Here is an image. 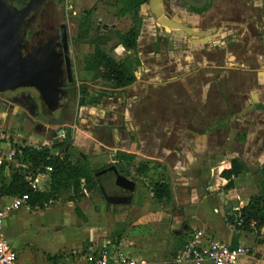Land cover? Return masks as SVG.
Segmentation results:
<instances>
[{
    "label": "crops",
    "instance_id": "obj_1",
    "mask_svg": "<svg viewBox=\"0 0 264 264\" xmlns=\"http://www.w3.org/2000/svg\"><path fill=\"white\" fill-rule=\"evenodd\" d=\"M154 11L200 34L159 24ZM139 16L135 49L126 50L116 41L106 47L116 60L131 56L135 81L113 89L101 81L91 82L83 62L76 63L77 84L87 86V92L70 125L74 154L99 170L115 165L119 151L134 156L131 203L109 205L100 196L85 209L84 197L67 202L74 211L77 206L84 218L60 207L68 221L48 227L55 243L50 245L52 252L40 256L41 263L86 264L90 249L98 251L107 244L111 253L147 264H194L174 261V253L188 233L202 230L209 239L248 248L249 253L236 264H264L262 231L235 230L226 222L224 206L226 202L233 208L246 205L263 178L264 0H209L200 11L174 0H149ZM18 136L47 142L30 129ZM234 158L242 160L248 172L234 179V189L222 190L226 180L220 172ZM141 166L146 167L139 171ZM106 177L102 184L106 192L121 194L110 184L109 174ZM160 180L170 184L168 203L157 201L150 192L149 185ZM253 184L257 189L251 190ZM112 185L119 191L110 193ZM4 198L12 201L13 197H0V202ZM11 201L0 203V210ZM22 207L25 210L17 214H5L3 226L8 233L33 227L37 213L31 216V212L53 205L10 210ZM118 222L125 229L116 246L111 234ZM183 225L186 229L176 234ZM36 228L45 231L42 226ZM9 243L17 252L15 264H35L26 249Z\"/></svg>",
    "mask_w": 264,
    "mask_h": 264
},
{
    "label": "trees",
    "instance_id": "obj_2",
    "mask_svg": "<svg viewBox=\"0 0 264 264\" xmlns=\"http://www.w3.org/2000/svg\"><path fill=\"white\" fill-rule=\"evenodd\" d=\"M115 1L120 3L121 7L114 16L130 14L131 26L121 32L108 23H95L91 17V10L86 12L80 21L76 42L90 44L94 47L93 51L83 58V71L90 74V81H101L113 89H121L135 81L132 68L133 59L131 56H126L116 60L109 54L106 47L110 42L116 41L126 50L135 49L142 21L138 10L148 0ZM72 143V130L68 128L65 138L51 145H18L16 159L24 166H18L8 176L4 175L6 165L0 166V197H16L26 194L29 207L44 209L60 199L76 203L88 192H97L102 196L99 184H103V181L108 179L106 177L108 174L113 184L114 175L108 173L96 176L99 169L91 166L78 153L74 154L75 147ZM52 149H57V152L52 153ZM115 158L118 172L127 177L132 175L130 169L133 167L134 156L119 151ZM47 167L51 168L49 172L46 171ZM144 167L146 166L137 169ZM246 172L248 168L242 160L232 159L230 167L220 172V177L226 180L222 190L234 189V179ZM261 172L263 178L259 182L258 191L250 197L246 205L233 208L229 202H226L224 206L226 222L229 225L235 230L256 231L257 234L262 231L263 239L260 241L264 242V165ZM45 174L48 175L47 188L45 190L32 189L30 183L44 178ZM149 188L152 197L157 201L168 203L172 198L171 187L167 181L152 182ZM75 212L79 217L84 218L77 206H75ZM124 229V224L118 222L116 230L111 234L112 244L116 246L119 244ZM182 245L183 242L181 247ZM176 253L175 251L174 256Z\"/></svg>",
    "mask_w": 264,
    "mask_h": 264
},
{
    "label": "flooded vegetation",
    "instance_id": "obj_3",
    "mask_svg": "<svg viewBox=\"0 0 264 264\" xmlns=\"http://www.w3.org/2000/svg\"><path fill=\"white\" fill-rule=\"evenodd\" d=\"M1 1L9 9L10 38L13 42H16L20 55L22 57L35 55L38 57V63L48 62L57 68H61L63 76L60 82L63 87L59 104L52 111H47L39 93L32 86L22 85L15 88L0 89V117L6 119L9 127L17 129L18 133L24 129H30L38 136L52 138L54 132L62 129L63 138L59 140L62 141L68 128L71 129L70 125L73 124L74 114L84 101L87 92V86L77 84V44L80 43L76 42V36L83 15L92 10V17L95 6L83 10L79 18L73 20L72 16L63 8V0ZM113 1L121 7L120 3ZM174 1L180 2V0ZM187 7L194 11L203 9ZM119 9L113 13V18L119 12ZM126 15H129L131 19L130 14L117 15L118 17L115 18L125 17ZM70 70L73 76L71 79L68 75ZM2 112H5L4 117L1 115ZM128 194L131 193L121 190L119 195Z\"/></svg>",
    "mask_w": 264,
    "mask_h": 264
},
{
    "label": "water",
    "instance_id": "obj_4",
    "mask_svg": "<svg viewBox=\"0 0 264 264\" xmlns=\"http://www.w3.org/2000/svg\"><path fill=\"white\" fill-rule=\"evenodd\" d=\"M152 0H150L151 2ZM184 5L194 9L205 8L209 4V0H180ZM8 11L5 3L0 0V89L15 88L18 86H32L39 93L47 111L54 110L62 96L63 85L60 79L63 76L61 68H57L48 62L38 63L35 55L22 57L19 53L16 42H13L8 23ZM154 15L159 24L172 29L184 31L190 35L200 34L190 27L178 23L160 12L154 11ZM69 78H73L71 70L68 72ZM1 104V101H0ZM62 129L54 132V142L63 138ZM107 173L114 175V185L119 189L133 193L135 189V181L127 176L120 174L117 167L112 164L96 172V176ZM101 195L106 204L109 205H129L132 195L108 194L102 184H99ZM187 225H183L181 230L176 234H180L186 229Z\"/></svg>",
    "mask_w": 264,
    "mask_h": 264
},
{
    "label": "rangeland",
    "instance_id": "obj_5",
    "mask_svg": "<svg viewBox=\"0 0 264 264\" xmlns=\"http://www.w3.org/2000/svg\"><path fill=\"white\" fill-rule=\"evenodd\" d=\"M93 6H95V8H94L92 20L95 23L96 22L108 23L109 25H113L114 27H116L121 32H124L128 27L131 26V19H130L129 15H126L125 17L113 18V13L117 12L119 7H120V5L114 3L113 0H63V8L70 16H72L73 20L78 19L83 10L90 9ZM75 23H77V22H75ZM95 23H94V25H96ZM77 49H78V58H77L76 62L80 64L83 62V58L93 51L94 47L92 45H90L89 47L80 46ZM78 74L82 75L84 73H82V71H79ZM8 129L10 130L11 140H15L19 143H23V142L25 143L26 142L27 144L37 146L40 144L51 145V143L54 142L51 137L47 138L46 143H44L43 141H34V140H30V139H22L18 136L19 133L17 132V129H11L8 125L7 120L0 117V131L5 134L8 132ZM53 129H55V127H53ZM51 151L56 153L57 149H52ZM10 173H11L10 168L4 171V175L6 174L8 176ZM109 179H110V184H112V181H111L112 178L109 177ZM43 182L44 183L46 182L45 183V186H46L47 182H48V175L43 180ZM257 186L253 184L251 190H255V188ZM110 189H112V190H110V193H113V192L116 193L117 191H119V190H115L113 185L110 186ZM99 198H100V195L97 192L86 193L84 196L85 201L83 203V205L85 206V209L90 208L91 205ZM10 201L11 200L9 198H4L0 203L8 204ZM52 205H53V207L49 208L47 210H39L38 212L37 211L31 212V214H30L31 216L35 212L37 213L35 216L36 223L33 224V227H31L29 229L24 228V230L21 231V229H23V228L20 227L19 232L14 231L11 234V233L7 232V228H5L6 226H3L4 227V233L6 234L4 236L6 237V239L8 241L12 242L13 245H15L18 249L19 248L26 249V253L31 254L35 258V264H39V263L42 264L40 261L41 260L40 256L41 255L44 256V252H52L53 251L50 249V247H52L50 245L55 243L54 237H52L48 233V231H47L49 229L48 227L52 224H55V223H67V221H68V214L63 216V213L61 212L60 207H62V209L64 208L66 210H69V212H71L73 214H76L74 211V205L68 204L67 201L60 199V200L54 202ZM22 210H25L24 207H22L21 209H18L17 211L16 210H9L6 213L13 212L12 214H17L18 211L20 212ZM4 222H5V218H4ZM13 223H14L13 224L14 227L19 228V226H17L16 222H13ZM38 226H42V228H44L45 231H38V229L36 228ZM20 231L22 233H20ZM13 234H15V236ZM79 250H80V247H79Z\"/></svg>",
    "mask_w": 264,
    "mask_h": 264
},
{
    "label": "built area",
    "instance_id": "obj_6",
    "mask_svg": "<svg viewBox=\"0 0 264 264\" xmlns=\"http://www.w3.org/2000/svg\"><path fill=\"white\" fill-rule=\"evenodd\" d=\"M0 140V166L6 165V168H10L11 171H14L18 166H24L16 159L17 146L31 144L11 140L10 130L5 134L0 131ZM50 170V167L46 168L47 172ZM46 176L47 174L44 178L31 182V188L43 190L41 185ZM21 206L28 207L26 194L13 197L11 203L0 210V264L16 263L17 252L3 235V218L8 210L17 209ZM248 253V248L244 246L232 247L222 240L209 239L202 230H196L185 236L182 247L173 259L176 262H191L194 264H200L204 261L210 264H236ZM85 262L86 264H147L143 259H134L123 254L111 253L107 244H103L98 251L90 249L85 255Z\"/></svg>",
    "mask_w": 264,
    "mask_h": 264
}]
</instances>
